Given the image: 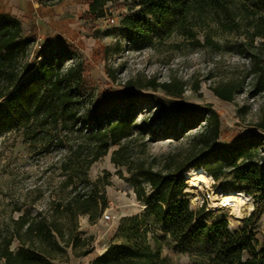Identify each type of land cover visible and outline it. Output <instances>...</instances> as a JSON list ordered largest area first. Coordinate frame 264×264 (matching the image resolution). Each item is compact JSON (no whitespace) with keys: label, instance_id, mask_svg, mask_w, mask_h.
<instances>
[{"label":"rangeland","instance_id":"obj_1","mask_svg":"<svg viewBox=\"0 0 264 264\" xmlns=\"http://www.w3.org/2000/svg\"><path fill=\"white\" fill-rule=\"evenodd\" d=\"M242 1L264 15V0ZM85 17L80 36L73 40L41 39L27 30H22L17 40L22 48L15 49L14 54H28L25 60L30 65L41 62L40 55L44 54L64 68L82 62L85 72L82 80L71 79L69 84L67 80L62 84L70 90L73 99L49 115H44L48 110V93L42 94L39 106L35 105L33 97L26 101L0 100V227L24 211L32 214L47 211L51 200L64 195L61 182L66 178L65 158L72 167L79 168L81 159L68 158L70 149L76 150L79 144L78 132L88 133L96 129L97 124L105 126L122 115L132 121L133 132L149 141L145 152L139 153L146 165L155 157L160 159L187 148L186 140L170 139L169 134L183 129L180 120L190 117L194 112L192 108L201 110L196 112L199 114L197 128L205 123V113L214 110L218 114L219 144L235 143L251 135L264 136L257 127L264 118V85L254 73L251 50L243 34L221 33L215 29L213 38L220 44L219 48L197 46L174 30V17L159 20L143 14L131 0H114L105 6L103 15L89 13ZM205 32L198 34L201 42H204ZM150 81L170 83L172 90L183 88V93L180 97L170 96L162 88L146 87ZM214 87L232 88L234 100L219 98L212 90ZM159 108L163 112L157 116ZM116 148L111 146L108 154L93 163L88 171L91 181H99L100 192L108 202L93 222L88 215L78 219L79 232L84 237H92L94 251L78 258L74 252L83 248L81 243L76 251L69 247L68 264H90L88 260L100 251L120 244L134 216L138 217L152 247L162 258L175 264H193L205 249L203 241L175 240L167 225L155 222L148 205L135 193V168L130 171L127 166H116L112 162ZM206 161L201 158L184 169L190 205L194 209L205 205L214 219L224 218L232 229H240L254 208L240 220L230 208H219L212 201L231 191L253 196L231 176L214 181L209 175L192 169L204 168ZM190 171L208 179L203 189L191 187ZM142 182L149 190V185ZM71 188L66 191H73ZM83 189L91 187L84 185ZM255 232L262 241L264 213L256 223ZM16 247L15 242L13 248Z\"/></svg>","mask_w":264,"mask_h":264},{"label":"trees","instance_id":"obj_2","mask_svg":"<svg viewBox=\"0 0 264 264\" xmlns=\"http://www.w3.org/2000/svg\"><path fill=\"white\" fill-rule=\"evenodd\" d=\"M113 1L93 0L89 13L101 16L105 6ZM131 1L143 14L159 20L174 17V30L197 46L219 48L220 44L213 38L215 29L221 33L243 34L246 46L251 50L254 73L264 85V15L242 0ZM22 30L18 19L0 17V53L6 52L0 54V100L10 102L19 98L26 101V98L33 97L35 105L39 106L42 94L48 93V114L45 112L44 115H49L72 101L70 90L62 84L66 80L67 84L71 79L82 80L85 67L82 62H76L64 68L44 54L40 55L41 62L30 65L25 60L28 54H14L15 49L22 48L17 44ZM202 30L206 31L204 42L198 38ZM256 40L257 45H254ZM146 87L162 88L173 97H180L183 93V88L172 90L170 83L150 81ZM212 90L223 100H234V90L230 87H214ZM192 110L194 114L180 120L183 129L169 134L170 139L186 140L187 148L160 159L155 157L149 165L139 156L145 152L149 141L140 133L133 132L128 116L122 115L105 126L97 124V128L88 133L80 130L77 134L79 144L76 150L70 149L68 158L78 157L81 161L76 169L65 158L63 170L66 178L61 182L64 195L51 200L47 211L35 214L24 211L0 227V264L65 263L68 261V248L76 251L79 243L83 248L74 252L76 257L87 256L94 251L92 237H84L79 232L78 219L81 215H88L93 222L107 207L99 181H91L88 171L93 163L108 154L111 146L117 147L111 157L116 166H127L130 171L135 168V193L148 205L155 222L167 225L170 236L175 240L203 241L205 249L193 264H264V239L259 240L255 232L256 223L264 213V136L251 135L235 143L219 144L221 121L218 114L214 110L205 113V123L197 128L199 116L196 112L201 110ZM162 112L163 109L159 108L155 115ZM257 127L264 132V118ZM140 140L143 143L139 144ZM201 158L207 159L203 166L205 169H192L209 175L214 181L231 176L253 196L254 210L240 229H232L224 218L214 219L205 205L197 209L191 207L184 169ZM142 181L149 185V190ZM84 185L91 189L84 190ZM70 186L74 194L66 191ZM78 187L81 190L78 191ZM17 210L22 211L21 208ZM15 242L17 247L14 249ZM90 244L92 247L88 248ZM92 264L175 263L162 258L159 251L154 250L147 231L134 216L125 229L123 241L112 245Z\"/></svg>","mask_w":264,"mask_h":264},{"label":"crops","instance_id":"obj_3","mask_svg":"<svg viewBox=\"0 0 264 264\" xmlns=\"http://www.w3.org/2000/svg\"><path fill=\"white\" fill-rule=\"evenodd\" d=\"M92 1L0 0V17L18 19L22 23L23 30L41 39L63 37L73 40L80 36ZM104 252L105 249L94 255L88 260L89 263L92 264Z\"/></svg>","mask_w":264,"mask_h":264},{"label":"bare ground","instance_id":"obj_4","mask_svg":"<svg viewBox=\"0 0 264 264\" xmlns=\"http://www.w3.org/2000/svg\"><path fill=\"white\" fill-rule=\"evenodd\" d=\"M188 177L192 188L203 189L208 183L205 176L193 171H190ZM212 203L219 208H230L234 217L240 220L244 219L246 212H250L254 208L253 198L241 191H231L218 195Z\"/></svg>","mask_w":264,"mask_h":264},{"label":"built area","instance_id":"obj_5","mask_svg":"<svg viewBox=\"0 0 264 264\" xmlns=\"http://www.w3.org/2000/svg\"><path fill=\"white\" fill-rule=\"evenodd\" d=\"M112 21H113V20H112ZM207 197H208V198L211 197L209 193H207ZM105 217H106V219H110V216H105Z\"/></svg>","mask_w":264,"mask_h":264}]
</instances>
